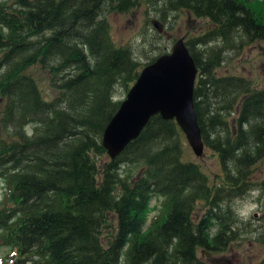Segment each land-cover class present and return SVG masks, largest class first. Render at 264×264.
Here are the masks:
<instances>
[{"label":"trees","instance_id":"obj_1","mask_svg":"<svg viewBox=\"0 0 264 264\" xmlns=\"http://www.w3.org/2000/svg\"><path fill=\"white\" fill-rule=\"evenodd\" d=\"M140 2L162 22L177 12L208 22L182 39L218 180L184 159L181 130L158 114L113 159L100 160L102 130L120 102L113 87L127 91L166 52L140 63L112 39L107 14ZM255 41L264 44V0H0V244L16 253L0 264H205L198 249L225 250L236 237L226 201L264 193V178H250L264 157V80L215 69L225 47ZM154 198L160 215L146 224ZM258 221L264 230V202Z\"/></svg>","mask_w":264,"mask_h":264},{"label":"rangeland","instance_id":"obj_2","mask_svg":"<svg viewBox=\"0 0 264 264\" xmlns=\"http://www.w3.org/2000/svg\"><path fill=\"white\" fill-rule=\"evenodd\" d=\"M107 19L112 39L120 45L129 47L133 52V56L140 63H144L150 57L155 56L163 47L167 51L174 39L196 36L209 27L206 19L193 17L187 12L171 13L168 15L167 20L162 22L157 18L152 6L148 5L147 2H140L139 5L127 12L107 14ZM151 19L161 24L160 36L156 35L155 29L150 23ZM215 42L222 45L220 41H211L209 45H213ZM215 71L221 74L233 73L241 75L249 78L257 85H261L264 80V44L255 41L252 43L244 42L238 47H233V45L225 47L223 49V58ZM40 82L42 93H46L48 97L54 94V90L49 86L45 74H41ZM125 93V89L115 85L111 96L113 100L121 101ZM29 127V125L26 126L27 134L32 132V128ZM183 147L184 159L197 162L211 180L214 177L218 180L220 169L215 154L203 147L202 154L195 156L185 138H183ZM106 157V155L104 157L101 155L100 160H104L103 158ZM133 170L134 168H131V171ZM251 173L250 178L253 180L264 178V157L256 162L252 167ZM4 185V181L0 178V199H2L5 189ZM254 189H248L241 198L229 202L226 201V205H229V211L233 217L231 223L234 220L232 230L236 233V237L228 244L225 250L220 252H208L203 248L198 249V257L205 264H256L264 255V230L259 227L258 221L264 202V193L261 192V195L256 198L255 211L252 212L247 220L239 219L233 211L234 202L251 197ZM200 206L201 204L197 203L194 208L198 214L202 211ZM149 207L150 210L146 215V224L160 215L161 200L151 199ZM14 251L15 248L0 244V263H9L14 260L16 258Z\"/></svg>","mask_w":264,"mask_h":264},{"label":"water","instance_id":"obj_3","mask_svg":"<svg viewBox=\"0 0 264 264\" xmlns=\"http://www.w3.org/2000/svg\"><path fill=\"white\" fill-rule=\"evenodd\" d=\"M157 32L161 24L150 20ZM196 67L181 37L169 49L143 65L101 133L109 159L136 137L148 118L173 119L195 156L202 153L200 128L193 108Z\"/></svg>","mask_w":264,"mask_h":264},{"label":"clouds","instance_id":"obj_4","mask_svg":"<svg viewBox=\"0 0 264 264\" xmlns=\"http://www.w3.org/2000/svg\"><path fill=\"white\" fill-rule=\"evenodd\" d=\"M261 195L260 189L252 190L251 197L244 200H237L233 204V211L236 216L241 220H247V218L255 211V200Z\"/></svg>","mask_w":264,"mask_h":264}]
</instances>
